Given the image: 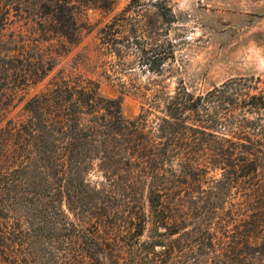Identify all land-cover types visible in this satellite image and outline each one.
<instances>
[{"label":"trees","instance_id":"trees-1","mask_svg":"<svg viewBox=\"0 0 264 264\" xmlns=\"http://www.w3.org/2000/svg\"><path fill=\"white\" fill-rule=\"evenodd\" d=\"M82 1L0 0V264H264L254 79L157 91L133 119L81 74L44 82L57 63L51 41L80 38ZM141 5L100 29L107 50ZM142 51L154 72L174 56L169 40Z\"/></svg>","mask_w":264,"mask_h":264},{"label":"rangeland","instance_id":"rangeland-1","mask_svg":"<svg viewBox=\"0 0 264 264\" xmlns=\"http://www.w3.org/2000/svg\"><path fill=\"white\" fill-rule=\"evenodd\" d=\"M130 1L83 0L77 5L80 38L51 41L57 63L44 82L75 74L90 78L102 96L120 100L127 119L147 108L157 91L169 95L181 85L201 93L230 78L246 77L264 95V0H139L141 6L125 13L128 35L113 44L121 53L111 52L99 38L100 29ZM155 3L169 8L172 23L160 19ZM168 40L173 58L160 71H150L142 49L161 50ZM43 85L30 87L29 93ZM21 106L10 109L7 118Z\"/></svg>","mask_w":264,"mask_h":264}]
</instances>
